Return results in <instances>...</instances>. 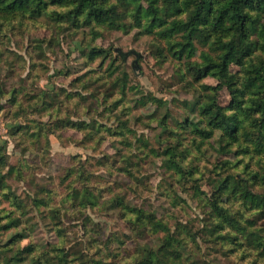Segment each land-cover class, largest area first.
Masks as SVG:
<instances>
[{"label": "rangeland", "instance_id": "rangeland-1", "mask_svg": "<svg viewBox=\"0 0 264 264\" xmlns=\"http://www.w3.org/2000/svg\"><path fill=\"white\" fill-rule=\"evenodd\" d=\"M103 1L118 14L115 26L87 22L83 12L56 21L53 11L65 15L73 8L59 5H48L36 19L0 21V263L10 264L23 251L19 264L30 258L38 264H127L137 247L160 245L162 231L137 235L130 228L135 215L113 207L118 195L162 220L171 247L187 264H264V251L231 241L229 232L211 233L219 224L217 206L236 225L249 227L250 220L251 229L264 234V216L252 203L218 188L235 175L264 193L261 113H248L242 104L239 140L225 148L218 132L208 137L184 124L209 131L203 108L230 105L229 90L207 72L225 53L224 41L196 36L194 52L180 54L181 34L147 30L154 6L169 19L179 14L166 11V0ZM236 51L241 63L228 71L239 86L248 71L264 65V51ZM71 187L92 194L87 209L71 206ZM18 233L22 238L11 242Z\"/></svg>", "mask_w": 264, "mask_h": 264}, {"label": "trees", "instance_id": "trees-1", "mask_svg": "<svg viewBox=\"0 0 264 264\" xmlns=\"http://www.w3.org/2000/svg\"><path fill=\"white\" fill-rule=\"evenodd\" d=\"M154 1L156 0H151V3ZM166 2L164 3L166 11L173 9L179 14L169 19L170 17L167 18L164 13H161L160 8L153 5V14L149 19L150 23L147 25L148 32L158 28L157 34L161 37H172L181 34L185 38V43H175L176 46L180 44V54L186 52L191 55L194 52L193 44L196 36H204L206 41L207 36L213 35L223 40L226 47L225 53L219 59L220 61L209 63L207 72L217 77L220 82L219 88L225 86L229 90L231 95L230 105L226 108L216 106L212 112H209V106L206 109L203 108L200 114L206 119L207 127H210L209 131L198 129V124L193 121L184 124L191 125L196 132L198 130V133L205 134L208 137H212L214 133L218 132L220 135V142L218 143L220 148L237 143L242 123L239 116L242 104L248 105V113H261L262 120H264V65L255 66L248 71L249 76L239 86L235 77L228 70L231 64L241 63L236 51L238 48L242 49L245 55L258 49L264 51V0H166ZM48 5L73 7L65 15L53 11L50 17L56 21L82 16V12L86 14L87 22H104L115 26L119 21L114 7L106 5L103 0H0V21H13L23 16L36 19L45 13L44 9ZM181 11H185V14L180 13ZM141 20V16H138L137 24L144 27L145 25H142ZM205 28L210 31L209 34L204 33ZM97 51L99 53L103 52L102 49L91 50L94 55L97 54ZM225 109L232 112L227 114ZM63 126H66V124ZM168 162L173 165L172 159H168ZM9 173L10 171L6 175ZM72 174L81 175L77 171H73ZM252 176L256 178L258 175L253 174ZM226 179V181L221 182L219 189L224 191L230 188L235 194L239 192L246 201L252 203L259 216H264V193L251 191L245 182L241 183V180H236L235 175H228ZM91 195L89 191L82 192L80 189L71 187L66 194V198L71 202V206L80 205L83 209H87L92 203ZM34 199L36 200V197ZM37 202H35V206L42 205L40 201ZM112 203L114 208L119 209L122 216L135 215L134 221L129 222V224H131L130 228L137 235L149 233V230L150 233L162 231L164 234V238L157 241L160 242V245L137 247L135 251L137 255L134 254V260L127 264H187L182 261L183 257L179 248L174 249L170 245L171 230L154 213H146L139 207L128 205L118 195L114 197ZM52 210L54 212L58 211V214L61 211L59 207H54ZM213 214L216 215L219 224L216 228L212 229L211 227L212 234L216 232L220 237H224L229 232L232 235H227V238L231 241H245L253 248L264 251V234L258 229H251L253 224L250 220L246 221L249 227L238 226L234 222L236 220L227 210L217 206H213ZM81 215L88 222L87 215L83 212ZM231 227L236 228L235 230L239 234L232 233ZM221 230H225L226 233L221 235L219 233ZM22 236L21 233L12 235L10 241L16 242ZM192 237L195 241V235H192ZM122 244H124V241ZM56 251L58 252L57 259L60 262H65L66 256L59 252H62V250L57 248ZM85 251H88V249H85ZM20 252L23 251H17L14 254L15 259H10V264H14L13 261L15 264H19L23 260V257L17 256ZM83 255L91 257L92 253L84 252ZM38 263L37 258H30L27 264Z\"/></svg>", "mask_w": 264, "mask_h": 264}]
</instances>
